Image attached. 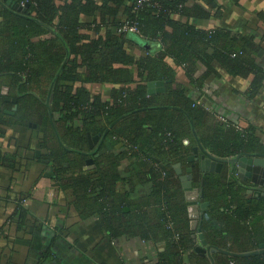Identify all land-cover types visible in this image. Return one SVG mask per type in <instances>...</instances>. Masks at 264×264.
I'll use <instances>...</instances> for the list:
<instances>
[{"label":"trees","instance_id":"obj_1","mask_svg":"<svg viewBox=\"0 0 264 264\" xmlns=\"http://www.w3.org/2000/svg\"><path fill=\"white\" fill-rule=\"evenodd\" d=\"M12 1L29 8L19 15L0 5V71L22 72L25 91L41 90L40 83L51 84L60 73L50 108L70 150L59 144L47 107H43L45 124L38 129L45 133L44 147L50 149L44 159L57 178L67 170L72 172L62 190L72 189V205L79 217L96 218L109 240L126 236L164 244L157 264H185L186 252L192 264H209L195 252L196 232L191 230L184 192L174 180L172 164L183 162L177 155L186 150L182 140L193 137V126L204 148L217 157L259 151L248 131L226 119L222 128L219 121L212 123L208 111L188 98L184 85L177 83L176 68L193 81L197 61L209 65L217 60L238 69L242 64L239 57L245 50L227 49L236 41L222 44L228 35L196 26V21L220 16L217 0H156L159 8L146 5L140 9L133 0ZM127 21L138 24L140 35L118 32ZM141 42L156 47L150 50ZM129 47L139 48L141 55H133ZM211 47L213 53H205ZM155 81L166 82V91L150 96L148 83ZM99 83L113 85L108 100L92 95L87 87ZM27 98L39 103L33 94ZM162 107L181 108L189 118ZM107 129L110 149L96 158L93 171H84L86 158L78 152L87 146V134L95 136ZM17 157L0 143V167L16 166ZM221 176L207 174L198 183L210 203L200 224L205 239L230 252L259 250L264 244V227L259 225L264 206L247 205L241 190L236 191L235 184ZM135 182L146 188L142 195L135 194ZM22 206L15 213L20 221L26 217ZM228 214L231 219L224 224ZM249 220H254L251 227ZM240 222L247 226L234 238L244 244L237 246L235 241L228 246L226 226ZM214 259L215 264H264V254L236 258L216 253Z\"/></svg>","mask_w":264,"mask_h":264},{"label":"crops","instance_id":"obj_2","mask_svg":"<svg viewBox=\"0 0 264 264\" xmlns=\"http://www.w3.org/2000/svg\"><path fill=\"white\" fill-rule=\"evenodd\" d=\"M217 2L221 7L220 16L196 21V26L204 30L218 29L228 35L229 38L222 44H229L230 39L236 41L227 49L245 50L239 57L242 62L241 68L238 69L236 66L231 68L217 60H213L209 65L205 63L207 66L197 61V66L192 72L193 81L185 76L182 68H176L177 83L184 85L183 89L188 98H192L197 106L208 111L207 118L212 123L220 122L219 127L222 128L221 122L226 119L227 122L248 131V134L257 141L256 145L259 147L257 152L264 153V0H217ZM141 43L150 50L156 47L146 46V42ZM130 52L136 56L141 55V50L137 47L130 48ZM205 53L211 55L212 47ZM87 87L92 95L102 96L108 100L113 85L99 83ZM173 88H177L175 83ZM40 92L42 100H46V93L41 90ZM56 127L60 131V125L56 124ZM26 133L22 138L16 135L13 141L14 148L22 153L18 166L0 167V264L158 263V253L163 251L164 244L154 245L139 238L129 239L126 236L109 240L103 235L96 218L81 219L72 205L74 201L72 189L62 190L65 183L68 186L72 172L67 170L57 178L52 165H48L44 159L50 155V149L43 145L46 141L45 133L39 129ZM182 142L186 150L183 154L177 155V159L183 161L181 162L183 174L187 175L186 170L191 165L187 159L193 155V147L197 143L194 135L190 139L183 138ZM117 149L118 152L120 148ZM182 157L185 159H181ZM178 163L180 162L174 160L172 169L175 183L180 184L182 188V182L174 169ZM94 169L92 165H85L83 168L89 172ZM195 169L197 171L193 174L196 186L201 182L200 176L204 178L207 174L219 176L223 174L216 171L202 172L200 162H196ZM135 184L137 190L135 194L142 195L146 188L138 185V182ZM122 186L119 185L124 189ZM239 193L249 205L250 197L243 191ZM20 203L26 212V217L22 221L19 214L15 217ZM231 208L235 209V206ZM259 215L261 217L259 225L264 227V217L261 213ZM227 218L224 224H227V220L230 221L229 214ZM253 221L249 220L246 223L251 227L254 225ZM230 223L226 226L228 246L232 243L234 246L235 241L237 246L243 245V240L235 239L234 234L240 229H245L247 224L240 222L234 226ZM243 239L247 240L245 236ZM216 253L212 254L213 258ZM190 255V252L184 254V261L187 264H192L189 261Z\"/></svg>","mask_w":264,"mask_h":264},{"label":"water","instance_id":"obj_3","mask_svg":"<svg viewBox=\"0 0 264 264\" xmlns=\"http://www.w3.org/2000/svg\"><path fill=\"white\" fill-rule=\"evenodd\" d=\"M0 5H3L5 8L19 15L26 14L29 8L28 4H26L25 6H22L21 4H16L12 0L9 1L7 4H4L0 0ZM145 45L150 46L151 44L145 43ZM64 66H65V63L62 66V68ZM59 74L57 75L56 79L58 78ZM56 79L52 82L51 90L53 89ZM165 85H166V82H163V81L149 82L148 83V94L150 96H154L156 94L164 93L166 91ZM50 95H51V91L49 93V96L46 102V107L48 109L50 122L55 131L59 144L64 149L69 151L70 149H68L63 143L60 137V134L58 132V129L56 127V124L54 122L53 113H52V110L50 108V103H49ZM162 108H172V109L178 110L180 112H183L189 118V115L187 114V112L181 108H177V107H162ZM114 124L111 127H113ZM108 132H109V129L106 130L103 136L100 134V135H97L96 137H92L88 133L87 139L89 142V148L93 149L94 146H96L97 144H100L101 146ZM192 132H193V135L197 143V145L193 147V155L188 157V162L192 163V167L186 170L187 175L183 174L181 163L176 164L174 166V169L176 170V173L179 176L180 181L182 182V188L184 190L185 201L187 204L188 214H189V218L191 221L190 223L191 230L196 232V235L193 236L195 241L198 244L197 247L195 248V251L201 256L207 257L210 260L211 264H215L212 254L216 252H220L227 256L236 257V258H244V257H251V256L264 254V244L260 245L259 250H255V251H251L247 253L230 252V251L218 248L216 246L209 245V243L205 239V236L202 233L200 224L203 219V213H205L208 210L210 203L205 201L203 190H201V188L196 186L193 181L194 180L193 179L194 162H200V169L202 172H205V171L206 172H215V171L221 172L222 168L225 165L229 166L230 174L234 176L235 174L233 173H237L238 176L241 178L243 177L242 174L245 173V168H246L250 172V173L247 172L246 175L250 176L252 183H256L260 186L257 188L254 187L255 195L257 196L258 199L262 195L264 199V180H260V181L257 180V176H260L261 174L264 175V153L262 152L242 153V154H239L231 158H220V157L213 155L212 153H210L204 148V146L200 142L198 133L196 132L193 126H192ZM107 147L110 149L111 145L107 143ZM81 153L83 155H88L86 152H81ZM246 162L248 163V166H246ZM86 164H88V166L94 164L93 158H89ZM261 214L264 217V211Z\"/></svg>","mask_w":264,"mask_h":264},{"label":"flooded vegetation","instance_id":"obj_4","mask_svg":"<svg viewBox=\"0 0 264 264\" xmlns=\"http://www.w3.org/2000/svg\"><path fill=\"white\" fill-rule=\"evenodd\" d=\"M40 84H41V88H40L41 91L45 92L46 97L48 98L50 91L52 94V90H51L52 83L49 84L47 81H43ZM25 85L26 84L24 82V76H22V72L15 73L10 71H0V139H1L0 143L4 150L6 149L9 152L12 151L14 154H17L18 156L16 158L17 161L15 160L16 166H18V161L21 158L20 156L22 155V153L21 151H18L14 148L15 146L13 143V141H15L14 137L18 135V137L22 138L24 137V135L27 134L26 133L27 131H31L33 129L38 130V128L39 129L42 128L44 126L43 124H45L43 107H46L47 99L46 100L41 99V92L39 89H32L25 91L24 90ZM26 92L27 94H33L36 98H38L39 103L35 104V102H31V99L27 98ZM105 132L103 134L99 133L98 135L101 134L103 136ZM108 134L106 135L101 146L100 144H97L96 146H94L93 149L89 148V142L88 139L86 138L87 146L78 152L81 155H83L81 152H86L88 154V155H83L86 158V162L89 158H93L95 163L96 158L102 156L107 152V149H109L107 147V143L111 144V141L107 138ZM96 136L97 135L92 137H96ZM242 153H247V152H241L239 154ZM190 164L191 165L189 168L192 167V163ZM11 165L15 166V164L13 163ZM193 165H194L193 168V173H194V171H197V169H195L196 162H194ZM86 166H88V164H86ZM246 166H248L247 162H246ZM92 167L95 168L94 164H92ZM228 170H227V166L225 165L221 170L223 174L221 172L220 173L222 174V176L225 177L228 183L235 184V190H241L245 192L246 196L250 197L249 199L251 200L249 201V206H255L257 203L264 204V199L262 195L260 196L259 199L255 195L254 187L257 188L260 186L256 183H252L250 176L246 175V173L249 172L246 168H245V173L242 174L243 175L242 178L239 177L237 173H233L235 174L234 176L232 174H229L230 172ZM193 179L195 184L196 179L194 178V174H193ZM200 180L201 182L203 181L202 176H200ZM257 180L258 181L264 180V175L261 174L260 176H257ZM198 187L200 188L199 184ZM263 211L264 210L260 211V213H262Z\"/></svg>","mask_w":264,"mask_h":264},{"label":"built area","instance_id":"obj_5","mask_svg":"<svg viewBox=\"0 0 264 264\" xmlns=\"http://www.w3.org/2000/svg\"><path fill=\"white\" fill-rule=\"evenodd\" d=\"M136 4V7L138 9L143 8L146 5H153L156 8H159V3L156 0H133ZM22 6H24L25 4L22 3ZM118 32L120 34H136V35H140V30L138 28V24L135 22H130L127 21L125 24H123L119 29ZM237 56V54L233 53L231 54L232 58H235ZM239 129V128H238ZM185 264H187L185 262Z\"/></svg>","mask_w":264,"mask_h":264}]
</instances>
